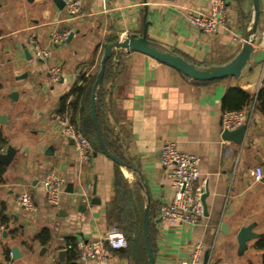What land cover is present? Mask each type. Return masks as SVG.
<instances>
[{"label": "crops", "instance_id": "0c3cea01", "mask_svg": "<svg viewBox=\"0 0 264 264\" xmlns=\"http://www.w3.org/2000/svg\"><path fill=\"white\" fill-rule=\"evenodd\" d=\"M65 1L0 0V155L15 151L9 164L0 162V264H71V241H96L116 224L109 211L117 169L144 215L150 207L155 264H181L198 243L205 248L203 264H264V178L253 176L257 167L264 171V112L257 103L264 90V0L252 63L240 78L198 83L144 54L114 50L102 82L101 128L109 153L124 166L102 151L81 163L51 119L66 111L74 117L69 104L82 78L98 75L106 42L141 35L147 9L148 39L197 65H223L243 46L252 0H226V26L214 35L187 21L188 14L207 11L211 0H79L82 15L75 20L68 19ZM71 29L70 39L52 43L53 35ZM32 41L48 51L46 63L35 58ZM52 66L60 67L63 81L50 82ZM79 109L91 114V101ZM235 111H252L242 144L223 139L222 117ZM167 141L199 159L208 194L206 214L195 226L157 219L159 204L173 199L159 161ZM51 169L65 181L57 207L46 201ZM22 191L33 195L36 214L18 207ZM246 227L257 237L241 246L238 233ZM107 264L132 263L111 252Z\"/></svg>", "mask_w": 264, "mask_h": 264}, {"label": "built area", "instance_id": "2783aa9c", "mask_svg": "<svg viewBox=\"0 0 264 264\" xmlns=\"http://www.w3.org/2000/svg\"><path fill=\"white\" fill-rule=\"evenodd\" d=\"M67 17L70 20L79 18L81 14V2L79 0H67ZM226 0H211L207 11H195L187 15L188 23L196 30L205 35H214L226 26L227 23ZM74 30H67L53 35V44L64 43ZM35 49V58L46 63L49 53L35 41H32ZM51 83L56 84L64 80L61 69L52 66L48 69ZM253 110V109H252ZM252 111L226 112L222 117L224 131L237 130L243 126H249ZM51 119L59 127V135L65 141L72 142L76 155L81 163H88L95 154L94 147L89 139L81 131L79 123L73 119L69 111L65 113H53ZM160 164L171 181L173 199L170 203H162L156 209L157 219L171 223L197 225L204 217L203 195L205 194V181L201 180L199 159L195 155L182 152L177 144L172 141L164 142L159 153ZM253 176L255 181H262L264 171L257 167ZM64 178L56 170H49L45 176L46 201L51 207H57L65 191ZM16 203L19 208L30 214H36L38 208L33 195L28 191L18 194ZM127 239L122 231L112 226L102 238L96 241L78 240L73 246L68 245V250L74 249L78 255L80 264H107L111 251L126 248ZM204 245L196 244L190 256L181 264H203Z\"/></svg>", "mask_w": 264, "mask_h": 264}, {"label": "water", "instance_id": "95a60500", "mask_svg": "<svg viewBox=\"0 0 264 264\" xmlns=\"http://www.w3.org/2000/svg\"><path fill=\"white\" fill-rule=\"evenodd\" d=\"M261 14V7H260V0H252V11L250 13V17L245 26V41L239 53L235 55V57L226 64L217 65V66H201L195 63L187 61L184 57L175 53L174 51L167 49L160 43L151 41L148 39L147 36V9L144 15L143 21V32L141 35H137L135 33H131L123 41H119L108 45L105 49L103 58L100 64V70L97 75L96 82L93 87V94L91 99V117L92 121L95 124V130L99 138L100 149L104 155L111 158L113 161H116L117 164L124 166L123 161H121L117 156L109 153L106 144L104 142L100 124H98V118L96 115V92L99 86L102 84L104 75H105V67L106 62L111 58L112 52L114 50L123 49L126 52L130 53H141L152 59L156 60L157 62L161 63L162 65H167L176 71L180 72L184 76L188 77L193 81L199 82H212L218 80H224L227 78H240L242 76L243 71L249 67L252 63V54L254 51V45L257 39V29L259 18ZM73 34L70 35L69 39L72 37ZM4 118L0 117V121H3ZM248 127L243 126L237 130L233 131H224L223 139L228 141H233V143L242 144L246 139ZM15 151L10 149L7 154L0 155V162L4 164H9L12 159L14 158ZM208 192L206 191L203 195L202 201L204 205V212L206 214V204L205 199L207 197ZM95 202V201H93ZM150 207L146 208L145 215H144V237L147 245L148 251V264H155V257L154 253L149 241V216ZM228 228L226 225L222 226V231L228 233ZM251 227L242 228L238 233V241L241 246L251 240L256 238L255 234L251 233ZM17 250L13 251L14 256H17ZM64 254V253H61Z\"/></svg>", "mask_w": 264, "mask_h": 264}, {"label": "trees", "instance_id": "16d2710c", "mask_svg": "<svg viewBox=\"0 0 264 264\" xmlns=\"http://www.w3.org/2000/svg\"><path fill=\"white\" fill-rule=\"evenodd\" d=\"M115 40H108L106 42V46L116 43ZM116 51L112 52L111 58L106 62L105 67V77L110 73L113 68V60ZM184 57V56H182ZM187 61L191 62L189 59L184 57ZM97 75H92L88 77L82 78V85L75 92V98L73 103H70V108L73 110V119H76L79 123L81 131L84 135L89 139L92 143L95 152L101 151L99 138L96 133L94 123L92 121V117L90 113H85L84 115L81 113L79 107L80 105H88L90 104L93 87L96 82ZM242 103L245 104L249 97L246 94H243ZM103 101V84L98 88L96 92V115L98 118V124H100L101 128V105ZM257 103L259 104L261 110L264 112V90L260 91L259 96L257 98ZM102 136L104 142L106 143L105 136L103 134V129L101 128ZM107 144V143H106ZM115 188H116V202L112 204L110 207L109 215L116 216L115 223L119 225L121 228L120 231L125 235L128 245L126 248L111 251L113 253H117L119 256L127 258L132 264H148V251L147 245L144 237V206L139 204L140 198L134 195L132 190L129 188V184L125 179L122 172L117 169L115 172ZM151 217V212H150ZM152 218V217H151ZM151 218L149 222V241L155 255V238L152 230ZM116 227V226H115ZM41 238L43 241H47L49 238V233L45 231L42 234ZM76 242L71 241L69 245H74ZM68 262L71 264H76L78 261V255L74 249H70Z\"/></svg>", "mask_w": 264, "mask_h": 264}, {"label": "rangeland", "instance_id": "374dc122", "mask_svg": "<svg viewBox=\"0 0 264 264\" xmlns=\"http://www.w3.org/2000/svg\"><path fill=\"white\" fill-rule=\"evenodd\" d=\"M113 226H116V227L119 228V229L121 228V227H120L119 225H117V224H114Z\"/></svg>", "mask_w": 264, "mask_h": 264}]
</instances>
